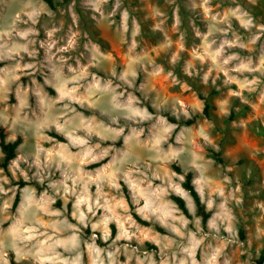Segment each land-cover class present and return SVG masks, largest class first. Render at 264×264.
Returning a JSON list of instances; mask_svg holds the SVG:
<instances>
[{
  "label": "clouds",
  "instance_id": "1",
  "mask_svg": "<svg viewBox=\"0 0 264 264\" xmlns=\"http://www.w3.org/2000/svg\"><path fill=\"white\" fill-rule=\"evenodd\" d=\"M110 51L43 0L0 22V264H232L234 224L205 232L193 198L210 210L195 110L149 83L162 65ZM250 247L239 242L240 264Z\"/></svg>",
  "mask_w": 264,
  "mask_h": 264
},
{
  "label": "rangeland",
  "instance_id": "2",
  "mask_svg": "<svg viewBox=\"0 0 264 264\" xmlns=\"http://www.w3.org/2000/svg\"><path fill=\"white\" fill-rule=\"evenodd\" d=\"M243 1L256 5L264 17V0H76L71 13V0L57 8L62 12L44 0L43 5L56 12L65 30L74 25V31H88L109 47L113 60L124 64L131 57L162 65L163 72L149 77V83L164 96L179 98L195 112L205 106L201 94L210 98L212 118L189 125L193 143L207 162L203 190L210 218L204 225L197 211L201 227L208 232L216 224L220 237H226L224 227L234 224L238 239L223 253L232 264H240L245 259L240 255L242 241L245 248L251 246L253 264H264V22ZM25 2L0 4V22ZM117 28L123 44L114 35ZM169 70L189 87L173 86ZM202 129L211 145L203 143ZM214 247L220 250L222 245L217 241Z\"/></svg>",
  "mask_w": 264,
  "mask_h": 264
},
{
  "label": "trees",
  "instance_id": "3",
  "mask_svg": "<svg viewBox=\"0 0 264 264\" xmlns=\"http://www.w3.org/2000/svg\"><path fill=\"white\" fill-rule=\"evenodd\" d=\"M44 1L49 5V7L51 9L56 10L59 6H62L66 3H68L70 0H44ZM243 2H244V6L250 12H252V14L258 20L264 22V17L262 15L260 9L256 5H253L252 3H249L248 1H243ZM201 96H202V99L204 100L205 106L201 112H195L193 119L187 122L188 126L194 124L200 118H212V116H213L214 105L212 104L210 98L204 94H201ZM14 149H15V145H9L5 148V151L8 153V158L12 157V155L14 154ZM5 164H6V162H5ZM185 186L188 187V185H185ZM189 190L191 191L190 188H189ZM193 198H194L196 205H197L198 214L200 216H202L203 224L206 225L209 218H210V213L205 210V205H202L200 203V198L198 196H196L194 192H193ZM177 203L181 206V208H183V202L182 201L177 200ZM262 260H264V257H262Z\"/></svg>",
  "mask_w": 264,
  "mask_h": 264
}]
</instances>
